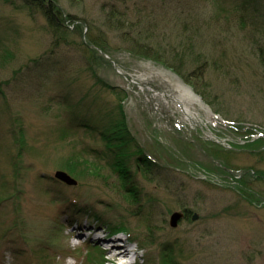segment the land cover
I'll return each instance as SVG.
<instances>
[{"label":"rangeland","instance_id":"374dc122","mask_svg":"<svg viewBox=\"0 0 264 264\" xmlns=\"http://www.w3.org/2000/svg\"><path fill=\"white\" fill-rule=\"evenodd\" d=\"M11 1L0 0V185L11 184L0 187V264H101L114 255L96 234L110 229L131 241L126 263L264 264V0L245 14L243 0H60L72 17L62 39ZM122 15L155 16L152 43L106 21ZM185 24L199 30L198 49L174 63L181 75L133 46L172 59ZM162 72L201 98L188 105L193 120ZM116 148L134 156L136 206ZM140 152L158 167L148 177ZM67 163L85 174L73 177Z\"/></svg>","mask_w":264,"mask_h":264},{"label":"trees","instance_id":"16d2710c","mask_svg":"<svg viewBox=\"0 0 264 264\" xmlns=\"http://www.w3.org/2000/svg\"><path fill=\"white\" fill-rule=\"evenodd\" d=\"M10 1V0H7ZM20 5H22L24 8L32 11V12H37L39 14H41L47 21L48 26L50 27V29L52 30V32L58 37V39H62L65 38V35L69 32V26L68 24L71 23V18L70 16L66 15L65 10L63 9V7L60 4V0H18ZM11 3L16 4L15 0L11 1ZM258 5L257 0H243L242 3V8L245 12H242L243 14H245L249 8L252 5ZM112 13V12H111ZM113 15V13L111 14ZM152 19L149 20L148 17H141L136 21L131 20V18L127 15H122L121 19H116L113 21L117 24L112 23V19L108 18L106 19L107 23L109 25H111L116 31H121L123 27L129 28L131 30H135L138 31V35H143L145 34L146 37H148V40L152 43V37H154V33L157 30L158 24L157 22H155V16L151 17ZM152 20V21H151ZM184 20L188 21L190 23L194 22V19L191 17V19H189L188 17L184 16ZM194 24V23H193ZM123 25V26H122ZM187 26H184L183 32H187L189 31V35L188 37L184 36V42L180 43L179 45V49L177 50V48H169V52L171 54V56H173L174 58H166L163 54L160 53H156L154 52L150 47L144 46V44H141L140 42H138L135 39H132V43H135L133 46H137L138 53L146 58H152L153 60L160 62L162 64H164L165 66L173 69L174 71H176L178 74H183L182 71L180 70L179 66H175L174 63L176 61H181L179 59H181V56L186 54H194L195 50L198 49V45L196 44L195 41V37H197V35L199 34V30L198 29H194L193 25H191L189 28L188 24H185ZM110 26V27H111ZM198 30V31H197ZM183 34V33H182ZM192 34L194 36H192ZM186 35V33H185ZM142 37V36H141ZM193 39V41L188 42L190 39ZM188 40V41H187ZM96 46H98L99 48L103 49L104 51H106V46L104 44H102L101 42H98L96 44ZM161 46V45H160ZM174 47V46H173ZM8 51V50H7ZM159 51V50H157ZM185 51V53H183ZM190 52V53H189ZM11 54L10 51L6 52L4 54V56H9ZM184 79H187V77H185L183 75ZM122 127V126H121ZM120 127V128H121ZM122 134L121 137L119 138V142L121 144L124 145V143H128L129 141V135L127 132V128H122ZM247 130L245 133L248 134ZM250 133V132H249ZM251 134V133H250ZM23 135L21 136V138H18L17 142L22 145L23 143H25V140H23ZM117 149V153L115 152L116 156H115V162L113 163L114 168L116 170V172L119 174V180L122 182L121 184L123 185V187L121 188L123 191H127V195L128 197L126 198V201L132 206H136L137 205V198L139 197L138 194L139 193V187L138 185L135 184V182H133L134 178H132V170H131V157H134L131 155V153L125 152V153H121L118 149ZM141 153V152H140ZM146 156V157H145ZM84 162H86L85 160H83ZM136 161V165L138 167V170L140 172H142L146 177L150 176V174H152V172H154L158 167L156 165V162H153L147 155H144V153L142 152L140 154V156L135 160ZM68 165L65 166V168H63L64 170H66L68 173H70L73 177L79 178L81 176H83L85 174V171H81L80 165H72L71 163H67ZM82 166H84L85 169V164H83ZM95 170H97L95 168ZM18 173V171H17ZM18 175V174H17ZM247 177H245L244 179H246ZM1 188H3L4 190L11 187V184L9 182H6L5 180L2 181V184L0 185ZM119 188V186H117V189ZM78 207V206H76ZM186 213V217L189 215V211L185 210ZM185 217V218H186ZM93 259V254H88V263ZM101 264H105V261H102ZM160 264H176L173 260L172 256H165Z\"/></svg>","mask_w":264,"mask_h":264},{"label":"bare ground","instance_id":"6f19581e","mask_svg":"<svg viewBox=\"0 0 264 264\" xmlns=\"http://www.w3.org/2000/svg\"><path fill=\"white\" fill-rule=\"evenodd\" d=\"M161 74H163L167 78L170 77V75H168L167 72H162ZM170 80H172L171 77H170ZM172 84L174 85V88L178 92L177 96L173 94L172 98L177 101V104L180 105L182 110L185 112L187 118L189 120H193L194 117H192V114H191L192 110L188 105L195 106L197 102L201 103L200 99L196 95H194L193 91L188 86L183 84L180 80L179 81L172 80ZM129 255H130V251L128 249L121 248L119 251V254L111 258V260L115 264H119L118 262L120 260L129 258Z\"/></svg>","mask_w":264,"mask_h":264},{"label":"water","instance_id":"95a60500","mask_svg":"<svg viewBox=\"0 0 264 264\" xmlns=\"http://www.w3.org/2000/svg\"><path fill=\"white\" fill-rule=\"evenodd\" d=\"M56 177L60 179L61 181L69 184V185H77L78 182L72 178L68 173L63 172V171H58L56 173ZM185 213L184 212H176L171 216V227L176 228L179 226V223L184 219ZM194 220L198 219V215L195 214L193 217Z\"/></svg>","mask_w":264,"mask_h":264}]
</instances>
